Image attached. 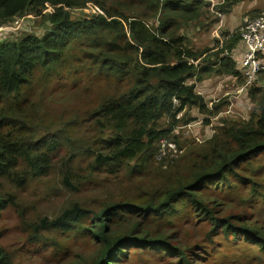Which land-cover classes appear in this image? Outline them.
Here are the masks:
<instances>
[{
  "label": "trees",
  "instance_id": "16d2710c",
  "mask_svg": "<svg viewBox=\"0 0 264 264\" xmlns=\"http://www.w3.org/2000/svg\"><path fill=\"white\" fill-rule=\"evenodd\" d=\"M243 1L0 0V25L29 13L44 22L40 37L0 42V218L8 208L18 211L31 247L24 260L126 264L135 250L195 264L201 247L163 231L188 216L208 224V244L221 232L264 254L263 226L251 218L264 209V83L249 87L247 119L221 122L200 144L175 132L193 120L176 118L182 110L217 113L197 83L242 82L239 27L199 50L181 31L204 20L213 25ZM85 7L90 15L72 17ZM94 78L110 90L92 105L62 107L68 92ZM162 139L181 150L165 167L155 164ZM35 190L53 204L27 218L36 200L24 192ZM117 215H135L137 225L114 229ZM13 257L0 244V264L25 262Z\"/></svg>",
  "mask_w": 264,
  "mask_h": 264
},
{
  "label": "rangeland",
  "instance_id": "374dc122",
  "mask_svg": "<svg viewBox=\"0 0 264 264\" xmlns=\"http://www.w3.org/2000/svg\"><path fill=\"white\" fill-rule=\"evenodd\" d=\"M220 1V0H213ZM264 9V0H246L235 5L232 10L224 14L222 18L218 17L219 21L210 25L207 20H204V26L190 25L181 33L186 34L189 44L195 49H204L205 47H211L217 44V41L225 35L226 32H231L234 28L240 26V20L243 15L254 16L258 12ZM92 9L89 7L75 8L71 15L73 18L83 17L90 15ZM29 19L24 23V29H19L18 37L24 34H37L40 37L44 32V22L42 18L37 17L34 13H29ZM214 16V18H215ZM23 26V24H22ZM220 28L216 30L217 27ZM242 80V78H241ZM263 81H256L250 88H262ZM242 82H239L238 77H214L205 80L202 83L196 84V90L204 97L206 103L210 109L217 108V112L212 116L200 115L196 109H187L181 113L176 114V118H180L183 113L189 114L190 118L199 121L200 125L196 126L193 132L185 133L186 128L184 125H180L175 129L176 134L183 136L186 140L200 144L213 135L215 129L223 121L232 120H245L249 117L250 112L253 109V102L250 98V88L241 90ZM110 84L105 80L94 78L92 83L88 85L87 81H81L77 89H72L67 93V98L63 100L62 107L68 109H74L77 106L92 105L96 103L97 97L103 91H109ZM73 98V100H72ZM209 117V124H205L203 119ZM192 121V120H190ZM199 141H197V139ZM174 157V156H173ZM172 158V157H171ZM157 160L155 158V164H160L165 167L169 160ZM24 195H28L31 199H35L36 202L33 207L27 205L24 211V216L30 218L35 215L36 212L45 213L48 207L53 204L52 200L44 198V194L35 190L34 193L25 191ZM63 203L64 199H56ZM58 203V204H60ZM252 220L256 221L258 225H262L264 229V209L258 210V212L252 214ZM120 216L114 218L113 228L129 227V223H133L131 228L137 225L138 218L135 215H128L124 220L119 221ZM193 216H188L176 220V223L171 228H164L163 231L167 234L175 235L181 241L186 243H194L201 247V253L196 252L199 256V262L195 264H264V254L261 253L258 248L252 244L242 240L232 241L231 238H224L221 232H218L214 236L212 244L206 242V234L209 229L208 224L203 221H196L194 223ZM0 231L3 233L0 237V244L13 253V262L17 263L18 260H24L29 256L26 252V248L30 246L26 245V232H24L20 225L19 213L12 208L6 209L0 218ZM176 233V234H174ZM183 236V237H182ZM201 244V246H200ZM133 249V248H129ZM162 252V251H161ZM77 254L73 252L71 255ZM45 256V255H43ZM129 256L126 264H173L171 258L164 254L161 257L157 255L148 256L146 252L139 253L138 251H131L127 254ZM191 258V257H190ZM29 260H24L23 264H38V260L34 256H30ZM47 260V254H46ZM50 264H61L64 259H60L57 262H50Z\"/></svg>",
  "mask_w": 264,
  "mask_h": 264
},
{
  "label": "built area",
  "instance_id": "2783aa9c",
  "mask_svg": "<svg viewBox=\"0 0 264 264\" xmlns=\"http://www.w3.org/2000/svg\"><path fill=\"white\" fill-rule=\"evenodd\" d=\"M210 1L211 7L216 4L222 3L220 1ZM219 18H222V14L218 13ZM29 19V16L14 17L10 22L0 25V42L8 40L9 37H17L19 29H24V23ZM23 24V26H22ZM220 28L217 27L215 31ZM21 29V30H22ZM240 38L243 43V49L239 58V76L243 80L241 90L251 87L258 79L260 72L264 71V9L258 12L254 16H245L239 26ZM224 37L219 40L220 43L223 42ZM228 52L225 51L224 55ZM194 62V64H197ZM196 93L200 94L196 88ZM174 104L177 101L173 100ZM209 107V106H208ZM189 121L184 128H186L185 133L188 134L193 132L196 126L200 125L199 121ZM199 141L198 138H196ZM181 150L178 149L177 145L167 139H162L158 143V152L155 156L157 160H166L180 153Z\"/></svg>",
  "mask_w": 264,
  "mask_h": 264
},
{
  "label": "crops",
  "instance_id": "0c3cea01",
  "mask_svg": "<svg viewBox=\"0 0 264 264\" xmlns=\"http://www.w3.org/2000/svg\"><path fill=\"white\" fill-rule=\"evenodd\" d=\"M245 16H247V15H243V16L241 17L240 23L242 22V20H243V18H244Z\"/></svg>",
  "mask_w": 264,
  "mask_h": 264
}]
</instances>
